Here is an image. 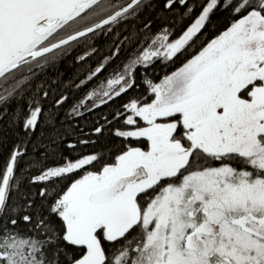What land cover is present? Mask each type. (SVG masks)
I'll return each instance as SVG.
<instances>
[{
    "label": "snow or ice",
    "instance_id": "1",
    "mask_svg": "<svg viewBox=\"0 0 264 264\" xmlns=\"http://www.w3.org/2000/svg\"><path fill=\"white\" fill-rule=\"evenodd\" d=\"M101 33L110 55L81 86L132 51L65 108L48 71ZM6 132L0 264H264V0H0ZM101 137L121 143L72 151Z\"/></svg>",
    "mask_w": 264,
    "mask_h": 264
},
{
    "label": "trees",
    "instance_id": "2",
    "mask_svg": "<svg viewBox=\"0 0 264 264\" xmlns=\"http://www.w3.org/2000/svg\"><path fill=\"white\" fill-rule=\"evenodd\" d=\"M112 4L122 3L123 0H109ZM227 19L224 14H214L212 17V24H209L205 29L204 32L201 33V36L207 34L208 38H211L213 31L212 28L216 30L222 29L224 25H226ZM133 22L131 20L128 21V26H131ZM139 27V25H136ZM124 25H121V29H123ZM122 34L126 35L127 33ZM87 38H85L86 40ZM110 41L105 39V34L101 33L99 39H97L96 43L92 45L93 48H96V52L90 55L87 59L83 62L76 60V56L80 55L83 51L86 50L84 43H81L78 47L75 48L74 51L70 53H66L60 57H58L55 66L48 71V78L51 79V84L49 86V90H55L59 94H66L67 95V103L64 105L65 108L75 103L78 99L81 98L82 95L86 93L88 89L93 88L97 85L101 80H103L111 71H113L117 65L123 60L128 53L132 51V48H122L120 55L112 58L111 62L107 64L105 67L94 79H91L90 82H86L83 86L80 85V81L87 76L88 72L93 70L102 60L103 57L109 56L110 52L108 51V46ZM135 45H133V48ZM184 56H178L176 60L170 64L162 62L160 60H156L155 64L153 65V79L158 80L161 75L165 74L166 72H170L174 70L175 67H178L180 63L183 62ZM140 70L137 69V82L140 84V95L144 94L145 85L141 82V78L139 75ZM126 95H130L126 93ZM124 97H121L120 101H113L112 104L106 106H99L97 109L93 110L92 112H88L83 114L80 119L85 122L93 121L96 119L97 115L101 118L104 116L106 111L110 110L111 108L115 107V105L119 102H122ZM84 131L87 132L88 128L85 127ZM7 140L5 142H0V164L4 162L7 158V154L9 149L13 146L15 140L14 136L11 132H6ZM81 139H91V137H81ZM121 141H115L111 138L101 137L97 144H86L83 146L82 149H72L73 152L77 150H100L103 146L104 148H111L115 149L119 146ZM123 143L128 144L131 143L135 145L136 141L134 138H129L128 140H124ZM68 149L65 146V153H67ZM23 165V157L21 158V166ZM96 167V165H93ZM107 246V245H106Z\"/></svg>",
    "mask_w": 264,
    "mask_h": 264
}]
</instances>
